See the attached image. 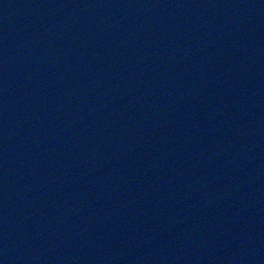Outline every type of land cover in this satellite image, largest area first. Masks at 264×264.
Returning <instances> with one entry per match:
<instances>
[{"label": "water", "instance_id": "obj_1", "mask_svg": "<svg viewBox=\"0 0 264 264\" xmlns=\"http://www.w3.org/2000/svg\"><path fill=\"white\" fill-rule=\"evenodd\" d=\"M51 1L54 3V9L52 12H48L47 5L49 3L51 4ZM76 1L78 2V0ZM82 1L85 8L89 10V19H96L100 24L101 34L104 33V36H99L103 38L102 46L104 49H98L97 51L95 48L93 50L94 45L98 41H101V39L90 36L86 39V34L73 31L75 33L67 37L68 39L64 37L61 39L66 44L64 52H68L67 55L71 56L69 61L67 60L68 65L66 66L67 72H70V74H67L63 78L64 81H67V84L63 88L59 86L61 80L57 78L55 70L53 72L54 81L51 79L49 80L50 83H48L52 91L48 92L45 98L44 90L39 88L41 86L38 85L37 75L36 77L34 76L36 80L34 79L32 81L33 85H36L32 90L29 89L27 92H20L22 88H19L18 85H13L14 80L11 79L14 77L12 76L10 83L13 88L7 92L6 89L0 93V102H3L5 95L11 91L16 92L22 98L32 97V101L41 99L43 102L45 100L42 103L44 107L43 112L38 114L37 117L33 115V121L29 124L24 122L21 128L22 117L17 118L11 116L10 119L6 118V120H10V130L7 132L5 138L7 139L9 137V139L6 142V139L0 136V150H2L0 151V162L2 163V167H0V264H264V250L254 255L252 250L247 251L246 247H239L240 245L236 247L227 246L233 239L239 240L240 244L243 240L241 234L234 235L232 233L233 235H224L223 233H219V242L216 244L211 241L207 242L204 239L206 235L203 238L202 232L199 230L201 222L187 229L189 222L194 223V218H202L207 213V210L209 211V209L213 210L214 208L220 207V203L223 204L224 208L226 204L224 203V198H222L220 203L215 201V203L206 206V208L205 206L202 207V210H200V207L198 209L195 207L193 210L192 205L186 204L187 200L183 197L184 186L180 190L174 185V180L177 179L176 181H178L180 179V171L178 173V169L174 167L175 160L178 157L177 154L180 152L176 153V151L173 152L171 149L168 151L169 154L165 156V160L161 163L157 162L156 164L155 161L160 154L157 151L151 154L152 159L155 161H147L150 158L147 156L140 159L137 152L125 159L126 163L132 162V165H130L132 175L140 172V175H142V184H150V187L152 189L154 188L147 197L143 196L138 198L137 195L139 194H136L134 189H131L127 183L124 184L123 182L122 187L120 186L118 189L110 191L106 189L102 190L99 187L104 184V181L107 182L108 180L109 183L108 173L104 172V170L102 172L103 165L107 163L115 164V161L109 158L110 152L112 155L117 156L118 151L123 152L124 148L129 149L130 145L126 143L127 145L122 146L118 150L115 141L116 138L121 139L125 134L133 133L134 126L120 121L112 126L109 132L105 133L106 123L101 124L99 130L95 131L97 132L95 133L91 132L92 123L95 121L94 117L92 118L91 116L97 112L98 107H101L104 113H108L107 111L112 109L111 98H108V95L105 98L107 94L106 84L104 82L101 84V81H103L104 77H111L113 72L111 69L112 65H110L111 61H114V64L117 62L116 65L119 68H123L126 65L125 59H127L128 52L134 42L133 40L137 34L138 27L133 26L125 16L123 17L127 20L123 23L121 22L119 25L116 23L117 19H112L114 14H119V10L124 8L123 4L125 5L127 1V3L130 2L129 0H119L118 3L113 0L114 2H112L110 7L103 6V13L100 17H96V10L98 11V9L94 2L90 4V0ZM101 1L105 2V0ZM241 1L243 2L242 9L244 12L245 7L248 6L258 16L261 14L257 13L259 10L257 11L254 8L252 2L247 4L248 2ZM65 2L62 5L60 0H7L5 3L8 4L2 5L4 7L0 9V21L10 19L9 15L13 14L11 19L8 20V23L11 27L19 30L20 25L25 22L24 19L19 17L21 12H24L25 15L27 9H29L28 5L34 3L36 10H38L36 13L34 11V13L40 15L38 12H41L48 18L49 22L53 23L56 19L63 16L65 11L72 8L68 0H65ZM131 2L135 3V0ZM16 6L19 7L17 8ZM207 7L210 8L208 3ZM121 14H124V12H121ZM189 15L187 16L189 18L188 22L193 25V22L197 21V16H194L192 12ZM75 18L73 16L69 23H74ZM242 18L244 17L240 19ZM226 24L219 25L220 30L217 33L224 35V46L234 44L235 47H238L239 41L236 40L237 43L234 37L230 36V31L223 29ZM111 25H114L116 29H112ZM52 27L57 30L55 25ZM119 28L121 31L118 30ZM133 28L134 30H132ZM209 29L214 30L216 27L209 25L203 28L205 33L203 36H205V40L212 42L215 46L219 39L214 37V34L212 35V31ZM17 32L14 31L13 37L18 36L16 34ZM60 33H62L61 28H58L56 31L58 37L62 35ZM129 34L132 35L131 38L126 39V35ZM2 35L7 39L5 40L7 44L13 40L7 37L6 32L0 33V37ZM50 38L51 40L54 39L53 36ZM52 43L54 45V41ZM138 43L141 45V41H138ZM200 44L201 41L197 43V45ZM72 47H76V50H73ZM89 48L90 50L88 52ZM92 50L93 53L91 54ZM75 51L88 57V61L83 62L84 65L82 67L79 66L77 60L79 57H77L78 55ZM86 52L87 54H85ZM246 54L248 55L247 57H239V53L236 54L239 58H236V61L232 62V64L237 65L238 68H241V65L250 68L249 73L253 72V76H257L258 78V74L262 75L264 72V59L261 58L258 61L252 62L250 57H253V55L251 53ZM62 56L64 57L65 54ZM99 56H102L101 61H96ZM8 62V60L3 59L0 50V76L2 74L9 75V72L15 70L16 64H8ZM38 69L41 71L47 69V67L41 62ZM95 69L99 70L95 71ZM49 71L50 69L47 70V73ZM237 76L239 77L240 74ZM257 80L260 79L258 78ZM248 81V77L247 79L243 78V84L246 87L241 88L239 92L248 95L250 97H248L249 101L246 104H242L241 102H238V104L245 109L248 106L251 107L248 110V115L252 119L251 125H246L247 123L243 120L244 117L236 113L237 117L234 119L236 123L235 128L239 129L238 131L242 134L243 141L237 140V130L233 131V133L228 132L229 137H222L223 140H221V142L226 144L224 155L217 150V154H221L217 157L219 159L223 158L224 162L227 163H230V159L226 157L233 159L237 154H242V156L251 154L249 151H240L243 146L249 148L252 144H256L258 145L259 153L264 154V108L262 107L264 106V101L259 103L255 93L249 95L248 88H252V86L251 84H246ZM262 81L264 80H260V85H262ZM56 85L61 89H57L58 92L54 90ZM36 88L39 90H35ZM221 89L222 86L208 88L207 92L213 94L212 104L215 105L206 114L208 117L213 115V109L225 103L223 106L227 105V108H230L227 100H230L231 97L234 98V93L237 92L236 90L233 93L228 91L227 100L220 102ZM84 90H90L93 93L98 92V95L103 91V96L105 97H101L100 102L93 104L86 110L87 112L79 111L77 113L73 109L78 107L80 100L79 93ZM20 96L16 98L19 99ZM130 99L131 97H128L127 102ZM41 100L35 103L38 104ZM255 100H258L261 106L256 105V102L253 104ZM55 101L57 105L54 106L53 110L49 111L48 108ZM121 101H125L124 96L119 98V102ZM31 104L29 103V105ZM0 109L2 110L3 108L0 106ZM242 112H244L243 109L239 111L241 114ZM76 113L78 115H74ZM49 119L51 120V124L49 123L48 125ZM117 119L115 118V120ZM215 122L221 128L227 127L228 125V123L225 125L220 123V115H216ZM36 125H39V128L42 130L41 135L35 136ZM121 126H124V129L127 128V131H122L120 129ZM190 126L189 129L187 128L189 133L183 134L181 138L178 137L169 143L175 144L174 150H178V144H184L183 147L186 146L185 144H191L196 148L203 146L202 142L195 141L194 138H208L207 134H203V130H196L194 124ZM209 126L214 129L215 125L212 123ZM243 128L245 136L241 132ZM191 129L194 130L190 131ZM25 131H28V134L23 135ZM251 133L255 134L253 141L248 138ZM209 134L212 137L211 144H220V142H216V131H211ZM42 135L43 139H46L47 142H44L45 145H37L42 140V137H40ZM36 137H40L41 139L33 140ZM233 137L236 138L234 142H232ZM155 143L159 142L154 141ZM97 147H99L97 150L98 153L95 156L93 152L96 151ZM45 151L48 152V155L44 157ZM24 153L28 155H32L33 153L39 154L38 157L41 158L36 163L30 164L31 169L24 168L25 162L21 159L27 156ZM24 158L27 160V157ZM89 158L93 161L92 164L101 163L100 168L102 169L100 172L102 173H99L98 180L94 179L90 167L84 164ZM139 159L142 160V168L145 171L134 170ZM115 160L117 161V166H124L122 159L116 158ZM213 161L209 160V162ZM164 162L169 164L166 170H164L165 172L162 171V164ZM245 167L242 166L241 162H237L236 166L227 167L226 164V167L218 172V177L222 181L227 173L230 174L228 175L229 177L236 178L242 171L244 173L249 172L250 174L257 167L259 169L264 168L262 165H255L253 167L246 165ZM154 168L159 171H154ZM6 172L11 174L9 181L16 183L17 187L8 188L4 185L6 181H1L8 178L4 177ZM30 175L34 177L35 181H31ZM132 175H127V182ZM155 177L160 181H156ZM260 180V184H254L255 189L249 198L252 199L256 196L255 194L257 193L259 185L261 186L262 184V187H264V175ZM242 181L245 182L246 179H242ZM175 188H177V191ZM245 189L244 186L239 192H234V195H242V191ZM120 194L123 196L119 197ZM214 196L217 197V194ZM216 199L219 200L218 198ZM233 199L236 203V199ZM256 199L254 197L252 202L248 201L247 203L253 209L255 207L257 208L258 203ZM245 201H247V198H245ZM262 206L263 201L261 204L259 202V207L263 208ZM261 213L264 214V209ZM209 222H212L213 225L219 223L212 219ZM141 223L144 224L142 232L145 237L152 238V242L157 241L155 239L157 235H165V240H158L154 245L151 242L147 244L148 240H143V243H137L135 247L131 246L133 239H135L134 233H136L133 229L140 231L141 228L139 226L141 225L138 224ZM208 225L209 223L207 222L202 226L208 227ZM217 227L220 228L221 225ZM158 229L161 231L157 234L156 230ZM123 231L126 235L123 234ZM199 238H202L204 243L197 245ZM182 243H186L192 248L180 251L179 259L175 253V248L178 244L182 245ZM148 245L154 246V250L152 249L147 252L146 248ZM156 250L157 252L155 253L154 251ZM174 259L178 261L173 262Z\"/></svg>", "mask_w": 264, "mask_h": 264}]
</instances>
